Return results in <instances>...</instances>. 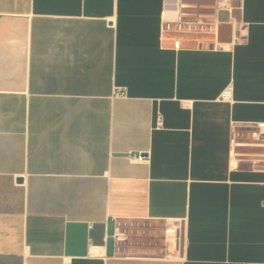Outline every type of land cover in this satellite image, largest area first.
<instances>
[{
	"label": "crops",
	"instance_id": "obj_1",
	"mask_svg": "<svg viewBox=\"0 0 264 264\" xmlns=\"http://www.w3.org/2000/svg\"><path fill=\"white\" fill-rule=\"evenodd\" d=\"M181 1L0 0V264H264V0Z\"/></svg>",
	"mask_w": 264,
	"mask_h": 264
},
{
	"label": "built area",
	"instance_id": "obj_2",
	"mask_svg": "<svg viewBox=\"0 0 264 264\" xmlns=\"http://www.w3.org/2000/svg\"><path fill=\"white\" fill-rule=\"evenodd\" d=\"M203 1H208L210 4H202ZM232 1L233 0H182L179 2L177 9L175 10L174 20L167 23V30L175 27L177 32H186L191 34H212L214 28L217 27L220 22V14L227 11ZM119 92L120 89H118L116 96L119 94ZM220 99L226 103L233 102V85L226 87ZM250 125L256 127V131H254L252 134L258 141L257 145L264 149V123H254ZM234 155L235 154H231L232 164L234 161ZM134 160L139 161L142 160V158L134 157ZM121 237L122 234L116 231V240H119ZM88 250L89 256L94 257L99 253V248L95 246L92 241H90L88 244ZM180 252V234L177 229H173L172 234L167 239L165 253L166 255H179Z\"/></svg>",
	"mask_w": 264,
	"mask_h": 264
},
{
	"label": "rangeland",
	"instance_id": "obj_3",
	"mask_svg": "<svg viewBox=\"0 0 264 264\" xmlns=\"http://www.w3.org/2000/svg\"><path fill=\"white\" fill-rule=\"evenodd\" d=\"M127 251H129V249Z\"/></svg>",
	"mask_w": 264,
	"mask_h": 264
}]
</instances>
